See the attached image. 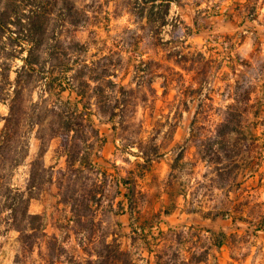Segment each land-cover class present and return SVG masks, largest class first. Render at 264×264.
Wrapping results in <instances>:
<instances>
[{
	"label": "rangeland",
	"instance_id": "374dc122",
	"mask_svg": "<svg viewBox=\"0 0 264 264\" xmlns=\"http://www.w3.org/2000/svg\"><path fill=\"white\" fill-rule=\"evenodd\" d=\"M74 41L94 76H110L87 92L97 132L65 146L50 82ZM30 49L39 64L21 72ZM12 101L0 264H264V0H0V132ZM7 183L21 225L26 208L40 216L31 251L10 225Z\"/></svg>",
	"mask_w": 264,
	"mask_h": 264
},
{
	"label": "trees",
	"instance_id": "16d2710c",
	"mask_svg": "<svg viewBox=\"0 0 264 264\" xmlns=\"http://www.w3.org/2000/svg\"><path fill=\"white\" fill-rule=\"evenodd\" d=\"M147 2L154 4L156 1H161L167 5H169L172 1L177 0H146ZM75 9L74 5H70L69 11ZM79 23L78 20H72L71 24L76 26ZM86 46L80 44L78 41H74L69 47V52L64 53L63 59H61L60 65L66 66V72L64 73L63 80L56 75L55 71H51L53 74L51 85L55 86L53 89H56V86H59V92L56 95L57 99L53 101L50 108H48L50 116L54 119L50 123L51 131L53 137L61 138L62 142H65V146L69 143L68 139L71 138L72 133L78 132L81 128H91L93 132H97V129L94 127V123L92 120L91 113L86 112L89 107V101L87 99V92L91 89V84L98 82L101 78L109 77L107 71H103L100 74L94 76L95 71L92 68V61H88L85 57ZM41 54L37 53L35 50L30 49L28 51L27 57L24 60V64L21 68V72L23 71H34L36 66L39 64V59ZM58 60V58H57ZM19 72V73H21ZM20 75H18L17 82H19ZM57 84V85H55ZM110 84L114 87L117 85L110 81ZM51 86L49 89L45 90L48 93H51ZM95 89L98 86L94 87ZM93 88V89H94ZM70 90V92L75 93L77 96V101L72 102L70 100H64L61 98V93ZM119 89L123 90L122 87ZM248 92V98L245 100L243 114L247 115L251 105H249L250 97ZM260 106L264 107L262 101L260 102ZM232 108H238L237 103L232 105ZM109 120V119H108ZM4 126L0 132V163L1 158L7 156L8 152H16L17 151V143L16 140H19L18 136V128L20 124V118L18 114L14 110V101L10 106L9 115L4 119ZM205 152H210V148L205 147ZM204 155L201 157L203 160ZM209 160H213L212 158ZM144 161H148L147 158ZM74 162V160H72ZM80 162V161H79ZM81 163V162H80ZM127 186L126 179L122 180ZM5 191L7 194V198L10 199V203H8L7 211H8V219L11 221V227L18 231L20 236V243L23 246V249H28L31 251L34 247L35 239L41 236L42 231L40 228H35L31 226V221L40 219L39 215L29 214L28 210H24V221H26V227H23L22 220L18 219V203L16 201V196H19L18 189L12 188L10 183L5 185ZM14 194V198L11 197V194ZM258 228V227H257ZM263 228V227H260ZM263 229H257L260 231ZM29 233V234H28ZM225 242V234H220L215 239V246L217 248H221ZM118 248V249H117ZM116 250L118 255H122V251L119 246H117ZM120 260V257H118ZM202 262V260L198 261ZM17 261H15V264ZM107 264V263H106Z\"/></svg>",
	"mask_w": 264,
	"mask_h": 264
}]
</instances>
